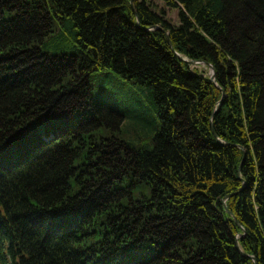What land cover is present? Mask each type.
Listing matches in <instances>:
<instances>
[{"label":"trees","instance_id":"1","mask_svg":"<svg viewBox=\"0 0 264 264\" xmlns=\"http://www.w3.org/2000/svg\"><path fill=\"white\" fill-rule=\"evenodd\" d=\"M153 1L0 0V264H264V0Z\"/></svg>","mask_w":264,"mask_h":264},{"label":"rangeland","instance_id":"2","mask_svg":"<svg viewBox=\"0 0 264 264\" xmlns=\"http://www.w3.org/2000/svg\"><path fill=\"white\" fill-rule=\"evenodd\" d=\"M153 5L155 7V10L157 12H164V16L165 18L172 24V25H177L178 24V10L177 9H172V8H168L164 5V3L161 1V0H154L153 2ZM197 67L202 70L204 67H206L205 65H197ZM104 99H106L105 101L109 104H111V106L113 107H116L120 112H122L125 116H128L127 115V112L123 110L122 106L121 105H118L114 102H112L113 100L111 98H109L108 96L107 97H104ZM145 113L148 114V112H146L145 110ZM124 124L127 128L131 129V126L133 125V122L130 121L129 119H126L124 121ZM131 125V126H130Z\"/></svg>","mask_w":264,"mask_h":264}]
</instances>
